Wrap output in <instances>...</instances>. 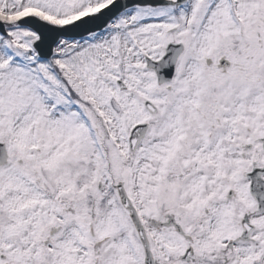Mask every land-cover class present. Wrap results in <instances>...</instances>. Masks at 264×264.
I'll use <instances>...</instances> for the list:
<instances>
[{"label": "snow or ice", "instance_id": "6c2138e0", "mask_svg": "<svg viewBox=\"0 0 264 264\" xmlns=\"http://www.w3.org/2000/svg\"><path fill=\"white\" fill-rule=\"evenodd\" d=\"M0 264H264V0H0Z\"/></svg>", "mask_w": 264, "mask_h": 264}]
</instances>
